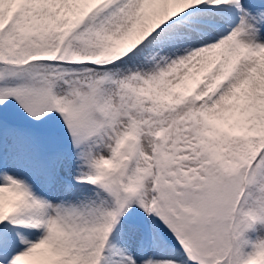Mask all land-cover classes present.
<instances>
[{
	"label": "snow or ice",
	"instance_id": "6c2138e0",
	"mask_svg": "<svg viewBox=\"0 0 264 264\" xmlns=\"http://www.w3.org/2000/svg\"><path fill=\"white\" fill-rule=\"evenodd\" d=\"M0 264H264V0H0Z\"/></svg>",
	"mask_w": 264,
	"mask_h": 264
}]
</instances>
